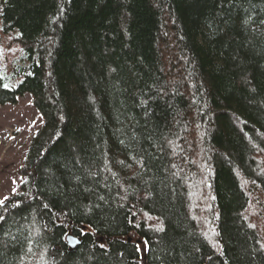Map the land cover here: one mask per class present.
Returning a JSON list of instances; mask_svg holds the SVG:
<instances>
[{"label": "trees", "instance_id": "1", "mask_svg": "<svg viewBox=\"0 0 264 264\" xmlns=\"http://www.w3.org/2000/svg\"><path fill=\"white\" fill-rule=\"evenodd\" d=\"M0 30V106L43 119L0 264H264V0H0Z\"/></svg>", "mask_w": 264, "mask_h": 264}, {"label": "rangeland", "instance_id": "2", "mask_svg": "<svg viewBox=\"0 0 264 264\" xmlns=\"http://www.w3.org/2000/svg\"><path fill=\"white\" fill-rule=\"evenodd\" d=\"M13 38V34H3L0 30V57L4 67H10L12 59L20 52ZM42 125V116L30 94L21 96L17 104L0 106V201L3 203L20 194L24 179L19 170L36 131ZM261 166V171H264V166ZM252 211L251 205L248 213Z\"/></svg>", "mask_w": 264, "mask_h": 264}, {"label": "water", "instance_id": "3", "mask_svg": "<svg viewBox=\"0 0 264 264\" xmlns=\"http://www.w3.org/2000/svg\"><path fill=\"white\" fill-rule=\"evenodd\" d=\"M80 242L81 241L79 238H75L71 234L67 236V244L71 251L74 250L80 244Z\"/></svg>", "mask_w": 264, "mask_h": 264}, {"label": "snow or ice", "instance_id": "4", "mask_svg": "<svg viewBox=\"0 0 264 264\" xmlns=\"http://www.w3.org/2000/svg\"><path fill=\"white\" fill-rule=\"evenodd\" d=\"M5 199H7V197H5ZM3 203V201H0V204H2Z\"/></svg>", "mask_w": 264, "mask_h": 264}]
</instances>
